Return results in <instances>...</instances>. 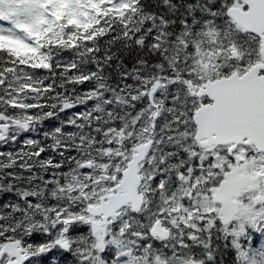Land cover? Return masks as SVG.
Returning a JSON list of instances; mask_svg holds the SVG:
<instances>
[{
  "label": "snow or ice",
  "instance_id": "obj_1",
  "mask_svg": "<svg viewBox=\"0 0 264 264\" xmlns=\"http://www.w3.org/2000/svg\"><path fill=\"white\" fill-rule=\"evenodd\" d=\"M0 264H264V0H0Z\"/></svg>",
  "mask_w": 264,
  "mask_h": 264
}]
</instances>
